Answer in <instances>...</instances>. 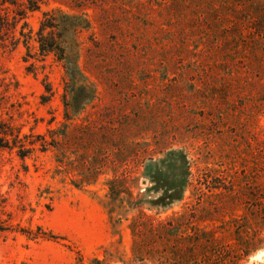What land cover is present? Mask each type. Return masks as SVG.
I'll return each mask as SVG.
<instances>
[{
  "label": "rangeland",
  "instance_id": "obj_1",
  "mask_svg": "<svg viewBox=\"0 0 264 264\" xmlns=\"http://www.w3.org/2000/svg\"><path fill=\"white\" fill-rule=\"evenodd\" d=\"M37 1L0 43V264H264V0Z\"/></svg>",
  "mask_w": 264,
  "mask_h": 264
},
{
  "label": "trees",
  "instance_id": "obj_2",
  "mask_svg": "<svg viewBox=\"0 0 264 264\" xmlns=\"http://www.w3.org/2000/svg\"><path fill=\"white\" fill-rule=\"evenodd\" d=\"M39 9V3L37 0H28V4L24 2V0H0V43L2 45L5 44L6 40L11 39V44L16 45L20 43L21 38H25L26 43L29 45V42L32 40V31L29 33L26 32V29L28 28V23L25 22V19L27 18L28 11H35ZM24 21V24L21 26V32L20 36L21 38L16 37V30L18 26L21 24V22ZM53 22H49V19L45 20V22L42 23L41 31L39 33L40 39V49L42 53H50V52H57L59 53L60 59H65V49L63 47L62 43V35L58 34V36H46L44 35V32L47 29H59L61 24L54 23L55 19H51ZM54 35V32L50 33ZM9 136L14 137V143L15 145L19 143L18 135H14V130L10 126L4 123H0V148H11L10 140L8 139ZM20 154L22 157L27 156V150L23 145H20ZM164 165L166 166V171L172 175L171 182H167V185L165 186V194L164 199L161 198V200H168L169 202L176 201L179 199L183 193V190L186 187L187 181L185 178L187 177V171L188 167L184 160H180L178 158L177 154H170L169 159L164 161ZM182 168L184 169L186 173V177L183 175L179 178V175L176 176L175 172ZM181 170V169H180ZM167 176V174H166ZM113 189L111 188L110 193L112 196ZM137 228H135V234H140V231L138 230V227H140V224L136 225ZM145 227V225H144ZM146 228V227H145ZM0 230H5V227L1 225L0 223ZM138 230V231H137ZM158 229H155L156 231ZM136 236V235H135ZM139 236V235H138ZM140 244H138V240L135 241V249L140 250ZM135 250V251H136ZM161 253H158V255H150L149 258L151 260H155L158 264H164V257L163 255H160ZM81 264L82 258L79 260ZM93 264H105L104 260H100L99 258H95L93 261Z\"/></svg>",
  "mask_w": 264,
  "mask_h": 264
}]
</instances>
